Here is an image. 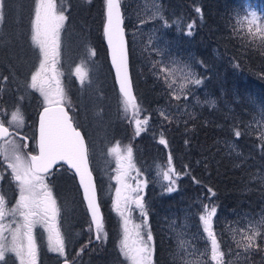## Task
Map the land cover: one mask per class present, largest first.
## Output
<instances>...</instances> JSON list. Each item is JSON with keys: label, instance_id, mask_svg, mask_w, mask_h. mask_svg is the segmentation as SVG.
Listing matches in <instances>:
<instances>
[{"label": "snow or ice", "instance_id": "obj_1", "mask_svg": "<svg viewBox=\"0 0 264 264\" xmlns=\"http://www.w3.org/2000/svg\"><path fill=\"white\" fill-rule=\"evenodd\" d=\"M140 3L144 5V11L150 13L140 18V25L158 19L164 28L172 27L164 16L160 0H140ZM104 4V34L119 83L120 110L125 121L133 126V138H136L148 130L152 113L142 106L132 89L122 0H104ZM6 7L7 0H0V25L4 22ZM67 11V6H59L58 0H34L30 40L38 52V57L34 70L30 72V79L25 82V90H35L43 101L35 154L27 151L29 136L22 135L24 115L21 104L24 96L17 97L10 113L0 105V116L6 118L0 119V264H8L9 254L14 255L18 264H39L37 227L43 229L46 234L47 249L56 253L62 264H76L75 256L83 254L92 242L89 239L75 256L69 259L65 235L61 231V210L48 183L54 175V169L59 170L61 162L69 165L78 174L85 207L90 215L88 230L94 233L95 241H107L108 233L105 230L96 181L89 166V149L84 135L69 114L71 100L59 79L63 73L57 69L61 54L60 33L68 20ZM194 11L203 20V9L197 6ZM244 11L242 16L237 14L234 35L246 38L249 44L264 48V15L253 8H246ZM195 25V20L188 23L184 34L192 36ZM154 38L158 39L149 37L146 49L156 53L159 59L150 61V71L164 88L169 100L168 109L161 108L157 110L156 115L164 123H179V110L188 107L187 102L193 89L202 85L204 78L193 70L191 64L167 55L164 48L154 46ZM89 54L94 56L95 50L92 49ZM83 63L82 61L81 64ZM198 63L205 67L203 61ZM75 75L80 85H84L87 74H82L80 65L76 67ZM9 79L8 75H0V93L5 92ZM196 102L201 103L199 99ZM203 103L210 107H215L216 104L212 99ZM261 112L264 114V109ZM9 116L10 119H7ZM232 134L239 140L242 132L239 127H233ZM257 139L264 140V134L258 135ZM158 143L166 148L168 146V140L162 131ZM187 143L188 141H185L186 145ZM229 147L235 151L234 144ZM108 154L114 158L117 165L114 169L115 176L111 178L117 182L114 207L122 220L121 238L117 244L119 255L126 264H155V241L147 223L148 211L144 201V190L149 180L136 166L130 143L122 148L120 142L115 141L108 149ZM156 167V176L167 182L162 184L167 193L177 191V180L181 175H189L187 165L184 166L186 170L183 173L177 171L171 151L167 154L166 162L157 164ZM6 176L8 184L14 187V199L8 194V189L2 186ZM130 180L135 183H129ZM193 181L200 183L195 177ZM207 192L209 199L216 195L211 188H207ZM133 209L138 210L142 223L131 222ZM217 211L218 205L215 203H200V232L193 239L203 240L206 246L197 249L191 240L183 238V232L178 233V247L173 253L177 264H226V253L229 258L233 254L241 257L247 264H251V257L254 255L264 257V213H258L256 216L251 213L244 214L243 226L231 227L230 239L235 247L228 245L222 248L224 233L218 234L214 227ZM239 223L240 220L237 221V224ZM227 264H231L230 259Z\"/></svg>", "mask_w": 264, "mask_h": 264}, {"label": "rangeland", "instance_id": "obj_2", "mask_svg": "<svg viewBox=\"0 0 264 264\" xmlns=\"http://www.w3.org/2000/svg\"><path fill=\"white\" fill-rule=\"evenodd\" d=\"M70 1L71 0H58L59 6H67L68 11L66 15L68 16ZM74 1L75 9H77L74 15V23L77 22L81 28H75L73 24L70 25V22H68L69 19L65 22L60 33L61 54L57 69L59 72L63 73L59 79L62 82L68 98L71 100L70 111L76 122L86 133L92 168L95 172L97 182H100V195L109 201L108 207H110L113 216L116 215L117 219L115 222H117L118 225L117 230L112 234L111 240L107 238L106 242L95 241L94 233L88 230L90 217L87 214L75 177L72 176L73 182H71V178L70 180L68 178L71 176L70 173L66 172L69 176L64 174V171L56 173L54 176L59 179L56 180L55 178V180L57 183L61 180L63 187L61 194L53 189V182L48 181V183L52 187L53 195L61 210V231L65 235L69 259H72L79 248L91 239L92 242L85 248L84 253L80 256H75L76 264H102L103 262L104 264H126L119 255L117 249L118 241L121 238L122 220L114 207L115 187L117 182L115 179L111 178L115 176L114 169L117 165L114 158L108 154V149L113 146L115 141H119L122 148L129 143L132 145L136 166L140 168L145 177L149 180L148 186L144 190V201L148 211L147 223L151 228L152 219L157 218V221H155L158 224L156 230L161 232L168 242L165 253L169 259L166 264H177V261L173 259V253L178 247V233L183 232L185 234L183 238L191 240L197 249H203L206 246L203 240L193 239V237L197 236L200 232L198 214L200 212V203H206L207 190L201 187L197 189L196 192L199 193L197 195L193 192L190 198H184L183 196L178 198L175 192L181 191L179 187V178L177 180V191L173 193L164 191L162 184L167 182L162 181L156 176L158 170L156 165H162L166 162L168 152L164 153L157 149L149 152L145 156L144 151L146 148L145 146H141L142 144L139 141L144 137H151L154 142H157L156 144H159L158 139L160 132H163V129H168L173 125L164 123L156 115L157 110L161 108L165 110L168 109V97V101L165 103H156L153 106H147L144 104L143 100L141 101L137 98L142 106L147 109L148 112L152 113V119L149 121L148 130L141 133L139 137L133 138V126L128 124L121 114V94L118 90L117 93L111 89L109 90L110 80L114 81V77L111 76L110 79L109 74L106 76L107 65L103 63L104 58L93 43L92 35L94 32L97 33V35L95 33V40L97 43H100L103 39L102 24L104 19V4L103 19L98 31V28L93 24L91 19L93 16L92 12H90L91 10L89 11L91 6L89 2L91 0H84L87 2V5L83 10L80 8V4L84 3L83 0ZM160 3L163 7L165 18L172 24L170 28H164L162 22L158 19L140 25V18L150 15V13L144 11V5L140 3V0H122L124 19L127 23L126 28L132 41L133 54L136 59L135 70L140 77L137 79L138 82L149 79L150 84L148 88L157 86L159 90H164L162 85L156 81L150 71V61L159 59L156 53H151L150 50L146 49L149 37L154 36L158 38H154V46L164 48L166 49L167 55L191 64L193 70L204 78V83L193 89V93L189 97L187 104H197V99L201 102L198 105L203 104V101L208 99L214 100L208 88V78L209 76L218 78L219 85L223 83V89L224 83L227 80L224 78V74H221L218 70L216 71L214 67H212V71H208L207 64H204L205 67L199 66L197 62L193 60L192 53L189 52L192 49L191 46L189 44L186 45L188 49L186 48L184 50L182 49L183 46L178 42V38L180 35L182 36L186 30V25L191 23L192 20L196 21V14L194 11L196 7L195 3H193L190 8L188 6L189 9H186L187 6L185 7L184 5L179 6L178 9L169 8L168 0H160ZM177 5H180V2H178ZM6 8L5 19L1 25L4 26L6 24V27L0 30V75H8L10 77L3 95L4 109L10 113L17 102V97L24 96L22 104L25 103L28 105V108L21 109L25 120L27 119V113L31 117V115L43 104L42 97L38 92L31 89L25 90V82L30 79V72L34 70V65L38 57V52L32 46L30 40L34 0H7ZM246 8H253L264 15V7L257 2L247 0L245 9ZM138 13H140V16H138ZM244 14L245 11L241 16ZM83 16H87L86 19L88 21L90 20V22H84V20H82ZM177 21H179V23H177ZM84 32H86V34H84ZM92 49L95 50L94 56L89 54ZM82 61L84 62L83 64H81ZM78 65L82 68V74H87L85 76L84 85H80L79 79L75 75V69ZM108 68L110 70L109 66ZM144 72L149 75L144 76ZM230 80L236 79L230 78ZM187 110L188 107L179 110L177 115L179 121L180 118L178 117L182 116ZM173 111L176 110L173 109ZM7 119H10V116L7 117ZM25 124L24 122V127ZM233 144L231 140H228L225 142V147L229 149V145ZM162 146L165 147L164 145ZM176 169L180 172L178 168ZM62 175L65 176L63 177ZM133 175H135V173H133ZM61 183L58 184L61 185ZM129 183L134 184L135 182L130 180ZM9 185L6 176L2 186L8 189V194L14 199L16 196L14 187L10 185L11 188H13L12 192H10ZM181 192H178V195H180ZM163 194L172 197L167 204H165V199H162V197L164 198V196H167ZM230 211L229 213L222 214V210L218 209L214 220L216 232L218 234L221 232L224 233L222 237V248H226L228 245L235 247L230 239L231 227H242L244 214H248L240 209L237 211ZM84 212L86 217L84 216ZM258 213L251 212L253 216H256ZM238 220H240L241 223L237 224ZM131 222L136 224L142 223V218L139 216L138 210L133 209ZM129 227H131V224ZM118 232L120 235H116ZM151 232H153L152 235H154L152 229ZM36 235L37 242L40 246L39 264H55L59 262L61 258L56 253L50 252L47 249L46 234L43 229L37 227ZM77 240H79V242H77L75 247L74 243ZM46 253H49L48 255L53 257L51 261L48 255L45 256ZM97 258L98 260H96ZM229 259L231 260V264H240L242 258L237 257L235 254L229 258L226 253V264ZM9 263L18 264L13 254H9L8 264Z\"/></svg>", "mask_w": 264, "mask_h": 264}, {"label": "trees", "instance_id": "obj_3", "mask_svg": "<svg viewBox=\"0 0 264 264\" xmlns=\"http://www.w3.org/2000/svg\"><path fill=\"white\" fill-rule=\"evenodd\" d=\"M248 1L257 2L264 7V0ZM83 2L80 4L81 10L87 5V2L84 0ZM168 2L169 8L178 9L179 6L184 5L187 6L186 9H189L195 3L196 7L203 9V20L195 12L194 34L192 36L182 34L178 42L184 50L187 48L186 45L191 46L192 49L189 52L199 66L198 61H203V64L208 65V71H212L214 67L216 71L224 74L227 80L222 89L223 83L219 85L218 78L209 76L207 84L216 102L215 107L204 103L188 105L187 112L178 117L179 123H173L170 128L163 129L164 136L168 140L167 148L156 144L157 142H154L151 137H144L139 141L141 146L146 148L144 155L157 149L164 153L171 151L173 163L181 173L186 170L184 166L187 165L189 175H181L179 179L182 192L178 191L181 192L180 195L175 192L178 198L181 196L190 198L193 192L197 195L199 193L196 191L201 187L206 190L211 188L216 195L209 199L207 192L205 202L218 205L222 214L238 209L245 213H264V140L257 139L258 135L264 134V114L261 112L264 109V48L249 44L246 38H239L233 32L237 14H243L247 0H168ZM178 2L180 5H177ZM89 3L91 6L88 4L90 6L88 9L93 15L91 19L99 31L103 19L104 2L91 0ZM74 4L75 1L71 0L68 22L78 28L80 25L77 22L74 23V15L77 11ZM6 10L7 8L5 12ZM86 17L83 16L82 20L90 22ZM125 26L127 27L126 22ZM5 27L6 24L0 25V30ZM95 33L92 35L93 43L102 54L103 63L107 65L106 76L109 74L111 79L113 73L107 58L105 43L103 39L97 43L95 40L97 33L96 35ZM128 46L131 76L137 98L143 100L147 106L168 101L164 90H159L157 86L148 88L149 79L138 82L137 79L140 77L135 70L136 59L129 33ZM145 75L149 74L144 72ZM230 78L236 80L231 81ZM110 89L117 93V85L112 80H110ZM233 127H239L242 132L239 140L232 134ZM228 140L234 143L235 151L225 147V142ZM185 141H188L187 145ZM65 169L63 167L64 171ZM72 176L68 177L69 180L71 178V182H73ZM193 177L200 183H195ZM55 178L56 176L52 180L54 189L63 188L61 180L58 182L61 183L60 185L56 182L59 178L56 180ZM99 183L97 182L100 190ZM59 192L61 194V191ZM166 196L162 197L165 199V204L172 199L171 196ZM99 197L108 233L107 238L111 240L112 234L117 230L118 223L115 222L117 217L113 216L108 207L109 201L100 195V191ZM152 221L151 229L154 231L155 241L154 261L155 264H166L169 259L165 253L168 242L163 234L156 230L157 218ZM77 242L79 240L74 243L75 247ZM48 257L50 261L53 259L50 255ZM240 264H247V261L241 259ZM251 264H264V257L252 256Z\"/></svg>", "mask_w": 264, "mask_h": 264}, {"label": "flooded vegetation", "instance_id": "obj_4", "mask_svg": "<svg viewBox=\"0 0 264 264\" xmlns=\"http://www.w3.org/2000/svg\"><path fill=\"white\" fill-rule=\"evenodd\" d=\"M3 95H4V92L3 93H0V105H2L4 107V101H3ZM26 100V99H25ZM24 106V107H23ZM43 105H41L30 117V115L27 113V119L24 120V122L26 123L25 124V127L24 129L22 130V135H28L29 136V140H28V149L27 151H31L33 153H36L37 151V121H38V112L40 110V108L42 107ZM25 108H28V105L27 104H21V109H25ZM27 112V110H26ZM71 113V116L73 118V121H74V124L77 125L78 127L79 124L76 122L75 118L73 117V114L72 112L70 111ZM0 119H5L3 116H0ZM81 128V127H80ZM83 130V129H82ZM62 164L60 165L59 167V170H55L54 169V175L56 173H58L59 171H64L63 168H62ZM66 172L70 173L68 170L65 169L64 171V174H67ZM54 175L49 179V182H52L53 180V177ZM67 176H69V174H67ZM10 187V192H12V189L11 186L9 185ZM55 191H63V189H54ZM14 195V193H13ZM49 253H46L45 256H47Z\"/></svg>", "mask_w": 264, "mask_h": 264}, {"label": "water", "instance_id": "obj_5", "mask_svg": "<svg viewBox=\"0 0 264 264\" xmlns=\"http://www.w3.org/2000/svg\"><path fill=\"white\" fill-rule=\"evenodd\" d=\"M122 11H123V9H122ZM104 25H105V4H104V20H103V24H102L103 38H104V42H105V45H106V48H107V55H108V59H109V62H110V66H111V69H112V72H113L114 80H115V83H116V85H117V87H118V89H119V83H118V79H117V77H116L115 67H114V65L112 64V60H111V50H110V48H109V46H108V44H107V39H106L105 34H104ZM123 27H124V30H125V39H126L127 44H128L127 31H126V28H125L124 24H123ZM128 53H129V47H128ZM129 72H130V76H131L130 62H129ZM131 81H132V77H131ZM132 89H133V91H134L133 82H132ZM134 92H135V91H134ZM42 111H43V106L40 108V110H39V112H38V121H37V140H38V138H39V132H38V127H39V116H40V113H41ZM69 114H70V112H69ZM73 123H74V122H73ZM79 129H80V128H79ZM80 131H81L82 134L84 135V133H83V131H82L81 129H80ZM84 139H85V141H86V137H85V135H84ZM86 143H87V141H86ZM33 154H35V153H33ZM88 159H89V157H88ZM62 163H63V162H62ZM63 164H64V163H63ZM65 165H66V166H67V167L73 172V174H74V176H75V178H76L77 184H78V186H79V189H80V192H81L82 199H83V190H82V188H81V186H80V184H79V177H78V174H76L75 171H74L73 169H71V167H70L69 165H67V164H65ZM89 166H90V168L92 169V167H91V163H90V159H89ZM92 175H93V177L95 178V181H96V177H95V173H94L93 169H92ZM96 187H97V195H98V197H99L97 181H96ZM99 200H100V199H99ZM83 201H84V199H83ZM85 203H86V202L84 201V204H85ZM100 207H101V211H102L101 203H100ZM87 213H88V212H87ZM102 213H103V211H102ZM88 215H89V213H88ZM89 217H90V215H89ZM58 264H62V260H60V262H59Z\"/></svg>", "mask_w": 264, "mask_h": 264}, {"label": "bare ground", "instance_id": "obj_6", "mask_svg": "<svg viewBox=\"0 0 264 264\" xmlns=\"http://www.w3.org/2000/svg\"><path fill=\"white\" fill-rule=\"evenodd\" d=\"M124 21H125V19H124ZM132 77V76H131ZM135 94H136V91H135Z\"/></svg>", "mask_w": 264, "mask_h": 264}]
</instances>
